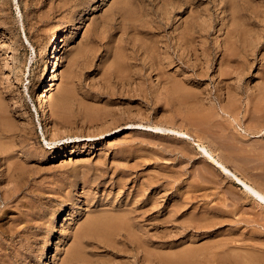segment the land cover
Instances as JSON below:
<instances>
[{
  "label": "rangeland",
  "instance_id": "rangeland-1",
  "mask_svg": "<svg viewBox=\"0 0 264 264\" xmlns=\"http://www.w3.org/2000/svg\"><path fill=\"white\" fill-rule=\"evenodd\" d=\"M263 91L264 0H0V264H264Z\"/></svg>",
  "mask_w": 264,
  "mask_h": 264
},
{
  "label": "bare ground",
  "instance_id": "bare-ground-1",
  "mask_svg": "<svg viewBox=\"0 0 264 264\" xmlns=\"http://www.w3.org/2000/svg\"><path fill=\"white\" fill-rule=\"evenodd\" d=\"M228 3H230V2H228ZM168 4V3H167ZM235 4H236V2H235ZM228 5H230V4H228ZM228 5H227V7H228ZM231 5H232V3H231ZM233 6H234V4H233ZM230 7V6H229ZM233 8H235V7H233ZM238 9L240 8L239 6L237 7ZM236 8V9H237ZM232 9V8H231ZM235 9V10H236ZM230 10V9H229ZM233 10V9H232ZM127 11V10H126ZM125 11V12H126ZM240 11V10H239ZM128 12V11H127ZM231 13V12H230ZM238 13V12H237ZM232 14V13H231ZM235 14H236V12H235ZM124 17V16H123ZM130 17V16H129ZM241 17V16H240ZM234 19H237L238 18V20L240 19V20H242L241 18H239V16L238 17H233ZM123 19V18H122ZM128 19H130L131 20V18H128ZM127 20V19H126ZM240 20H239V22H240ZM131 21H134V20H131ZM243 21V20H242ZM236 22H237V20H236ZM127 23V22H126ZM233 23V22H232ZM242 23V22H241ZM244 23V22H243ZM142 24V23H141ZM245 24V23H244ZM237 25V24H236ZM131 26V25H130ZM190 26V25H189ZM244 25H242V27H243ZM134 27V26H133ZM240 28V27H239ZM142 29V28H141ZM66 27H62V28H60V29H57L56 30V32L54 33V35H52V38L50 39V49H49V51H47L45 54H46V56L44 57V59H43V61H41L42 63H41V65H40V68H39V70H37L38 71V78H39V80H37V81H40V88L42 89L38 94H37V97H36V99H35V103H36V107H38V109L40 110V112H42V115H44V117L46 118V120H47V122H48V124H50V126L52 127V128H55L54 127V123H56L55 122V120L57 119H55V120H50V118L48 117V111H46V106H45V103L46 102H53L54 101V98L55 97H57L58 96V92H53V89H51V87L53 86V84H52V79H50L49 77V72H52V73H54L55 71H54V69L55 68H58V62H59V56H58V48H59V45H60V43H59V41H60V36L61 35H63L65 32H66ZM233 30V29H232ZM232 30H231V32H232ZM147 31V30H146ZM185 31V30H184ZM191 31V30H190ZM189 31V32H190ZM147 33H149V32H147ZM230 34V33H229ZM182 37L184 38V35H182ZM195 39V38H194ZM185 40H187V38H185ZM192 41H193V39H191ZM179 41V40H178ZM188 41H189V38H188ZM156 42V41H155ZM154 42V43H155ZM153 43V42H152ZM153 43V44H154ZM158 43V42H157ZM185 43H186V41H185ZM227 43V42H226ZM180 44V43H179ZM182 44H183V42H182ZM249 44H251V42L249 41ZM147 45H149V44H147ZM156 45V44H155ZM167 45V44H166ZM230 45V44H229ZM236 45V44H235ZM150 46V45H149ZM154 46V45H153ZM153 46H152V48L151 49H153ZM183 46V45H182ZM193 46V45H192ZM225 46V45H224ZM227 46V45H226ZM233 46V45H232ZM232 46H230V47H232ZM165 47V46H164ZM185 47V46H184ZM229 47V46H228ZM155 48V47H154ZM157 48V47H156ZM161 48V47H160ZM169 48V47H168ZM163 49V48H162ZM190 49V48H189ZM224 49V48H223ZM155 50L156 49H154L153 51L155 52ZM165 50H163V52H164ZM225 51V50H224ZM223 51V52H224ZM235 52L237 51V50H234ZM233 51V52H234ZM153 52V53H154ZM165 52H167V51H165ZM187 52V51H186ZM234 52V53H235ZM238 52V51H237ZM159 53V52H158ZM181 53V52H180ZM188 53V52H187ZM225 53V52H224ZM223 53V54H224ZM147 54H149V53H147ZM162 54V53H161ZM229 54V53H228ZM154 55V54H153ZM159 55V54H158ZM233 55V54H232ZM231 55V56H232ZM184 56V55H183ZM226 56V55H225ZM228 56V55H227ZM230 56V55H229ZM238 56V55H237ZM189 57V56H188ZM154 58V57H153ZM159 58V57H158ZM230 58V57H229ZM249 58V57H248ZM251 58V57H250ZM120 59V58H119ZM122 59H123V57H122ZM147 59V58H146ZM151 59V58H150ZM42 60V59H41ZM121 60V59H120ZM155 60V59H154ZM157 60H159V59H156V62H157ZM153 61V60H152ZM121 62V61H120ZM119 62V63H120ZM124 62V61H123ZM118 63V64H119ZM125 63H126V61H125ZM160 64H161V62H160ZM39 65V64H38ZM120 65V64H119ZM126 65V64H125ZM125 65H123V67L125 66ZM159 65V64H158ZM170 65V64H169ZM160 66H162V65H160ZM118 68H119V66H117ZM120 67H122V66H120ZM125 67H127V65L125 66ZM37 68V67H36ZM226 68V70H228L227 69V67H225ZM235 68V67H234ZM233 68V70H235ZM128 69V68H127ZM221 69H222V67H221ZM240 70H241V66H240V68H239ZM119 71H120V69H118ZM124 70H126V69H124ZM37 71H36V73H37ZM127 71V70H126ZM224 71H225V69H224ZM229 71V70H228ZM223 72V71H221V72H223V73H229V72ZM238 71V70H237ZM243 70H241V72H242ZM120 72H122V69H121V71ZM123 73V72H122ZM238 73V72H237ZM236 73V74H237ZM121 74V73H120ZM235 74V73H234ZM240 74V73H239ZM243 74V73H242ZM51 75V74H50ZM225 75V74H224ZM227 75V74H226ZM229 75H230V73H229ZM238 75V74H237ZM222 76V75H221ZM234 76V75H233ZM241 76V75H240ZM52 77H53V74H52ZM37 78V79H38ZM165 78V77H164ZM231 78V77H230ZM233 78V77H232ZM239 78V77H238ZM166 79V78H165ZM165 79H163V80H165ZM169 82V81H168ZM171 84V83H170ZM65 87V86H64ZM176 87V86H175ZM172 88H173V86H172ZM181 89V88H180ZM173 90V89H172ZM174 90H175V88H174ZM177 90H178V88H177ZM65 91V90H64ZM67 91V90H66ZM65 91V92H66ZM171 91V90H170ZM179 91V90H178ZM173 92V91H172ZM175 92V91H174ZM174 92H173V94H174ZM236 92V91H235ZM178 94H179V92H177ZM177 93H175V94H177ZM263 93H264V91H263ZM174 94V95H175ZM177 94V95H178ZM180 94H182V93H180ZM184 94V93H183ZM261 95H262V93H260ZM237 95V94H236ZM62 96V95H61ZM186 96V95H185ZM259 96V95H258ZM175 97V96H174ZM190 97V96H189ZM193 97H195V96H193ZM262 97H264V95L262 96ZM261 97V98H262ZM65 98V97H64ZM177 99V98H176ZM260 99V98H259ZM258 99V100H259ZM262 99H264V98H262ZM188 100V99H187ZM198 100V99H197ZM258 100H256L255 99V101H257L258 102ZM182 101V100H181ZM185 101V100H184ZM199 101V100H198ZM236 101V100H235ZM264 101V100H263ZM263 101H260V102H262L263 103ZM181 104L183 103V102H180ZM187 103V102H186ZM190 103V102H189ZM262 103L260 104V105H262ZM51 104V103H50ZM53 104V103H52ZM185 104V103H184ZM191 104V103H190ZM231 104H233L232 103V101H231ZM230 104V105H231ZM264 104V103H263ZM48 105V104H47ZM179 106H181V105H179ZM185 106V105H184ZM189 106V105H188ZM198 106V105H197ZM200 106H202V105H200ZM255 106V105H254ZM258 106V105H257ZM263 106V105H262ZM261 106V108H263ZM195 107V106H194ZM235 107V106H234ZM55 108H56V110L57 111H61L62 109H64L63 108V106H62V104H56V106H55ZM225 108V107H224ZM223 108V109H224ZM230 108V107H229ZM37 109V108H36ZM223 109H222V111H223ZM50 110V109H49ZM229 110H232V109H229ZM256 110V109H255ZM2 110H1V108H0V112H1ZM199 111V110H198ZM228 111V110H227ZM260 111H262V110H260ZM51 112V111H50ZM62 112V111H61ZM195 112V111H194ZM197 112V111H196ZM231 112V111H230ZM52 113H54V112H52ZM262 113V112H261ZM264 113V112H263ZM2 114V113H1ZM0 114V115H1ZM58 114V113H57ZM62 113H60V115H61ZM209 114V113H208ZM211 114V113H210ZM53 115V114H52ZM67 115V114H66ZM261 115V114H260ZM63 116V115H62ZM209 116V115H208ZM56 117V116H55ZM58 117V116H57ZM201 117V116H200ZM213 117V116H212ZM260 117V116H259ZM258 117V118H259ZM8 118V117H7ZM66 118V117H65ZM87 118V117H86ZM183 118V117H182ZM185 118V117H184ZM186 118H188V117H186ZM209 118V117H208ZM208 118H207V120H208ZM215 118V117H214ZM213 118V119H214ZM51 119H52V117H51ZM59 119H60V116H59ZM61 119H63V118H61ZM60 119V120H61ZM250 119V118H249ZM252 119V118H251ZM256 119V118H255ZM261 120L262 119H264V117H262V118H260ZM7 120V119H6ZM64 120V119H63ZM210 120V119H209ZM212 120V119H211ZM211 120H210V122H211ZM8 121V120H7ZM6 121V122H7ZM184 121V120H183ZM195 121V120H194ZM198 121V120H197ZM263 121V120H262ZM2 122H3V120H2ZM5 122V121H4ZM54 122V123H53ZM253 122H254V120H253ZM252 122V123H253ZM258 122H260L259 120H258ZM183 123V122H182ZM252 123H251V125H252ZM261 123H264V122H261ZM185 124V123H184ZM187 124V123H186ZM205 124H207V123H205ZM254 124V123H253ZM257 124V123H256ZM255 124V126H257ZM183 125V124H182ZM213 125V124H212ZM207 126V125H206ZM217 126V125H216ZM248 126H249V124H248ZM253 126V125H252ZM255 126H254V128H255ZM260 126V125H259ZM4 127V126H3ZM147 127H149V128H151L152 130H156V131H161V132H171V133H175V134H177L181 139H186V138H188L189 136H188V128H187V132H181V131H178V130H173V129H166V128H159L158 126L156 127H153V126H147ZM186 127V126H185ZM191 127V126H190ZM247 127V126H246ZM6 128V127H5ZM4 128V129H5ZM194 128V127H193ZM206 128H208V126L206 127ZM261 128V127H260ZM1 129V128H0ZM211 129V128H210ZM225 129V128H224ZM246 129V128H245ZM249 129V128H248ZM259 129V128H258ZM13 130V129H12ZM191 130H193L192 128H191ZM205 130V129H204ZM208 130H209V128H208ZM254 130H256V129H254ZM261 130V129H260ZM1 131V130H0ZM16 131V130H15ZM194 131V130H193ZM226 131V130H225ZM251 131V130H250ZM252 131H253V129H252ZM251 131V132H252ZM257 131V130H256ZM259 131V130H258ZM7 132V131H6ZM10 132H12V131H10ZM195 132V131H194ZM208 132V131H207ZM224 132V131H223ZM260 132V131H259ZM8 133V132H7ZM200 133V132H199ZM201 133H203V132H201ZM209 133V132H208ZM253 133V132H252ZM254 133H256L255 131H254ZM12 134V133H11ZM14 134H15V132H14ZM198 134V133H197ZM206 134V133H205ZM222 134V133H221ZM7 135V134H6ZM199 135V134H198ZM197 135V136H198ZM229 135V134H228ZM5 136V135H4ZM4 136H3V138H4ZM205 136V135H204ZM204 136L202 137V135H201V138H204ZM214 136V135H213ZM219 136H222V135H220L219 134ZM6 137V136H5ZM16 137V136H15ZM222 137H224V135L222 136ZM221 137V138H222ZM3 138H1L0 140H4ZM207 139H211V138H209V137H206ZM8 139H10V138H8ZM207 139H206V141H207ZM225 139V138H224ZM10 141H11V139H10ZM213 141V140H212ZM217 141V140H216ZM4 142V141H3ZM208 142V141H207ZM214 142V141H213ZM213 142H211L210 141V143H213ZM220 142V141H219ZM9 143V142H8ZM13 143V142H12ZM16 143V142H15ZM215 143V142H214ZM221 143V142H220ZM2 144V143H1ZM226 144V143H225ZM4 145V144H3ZM7 145V144H6ZM203 145V144H202ZM202 145H199V147H200V149H201V151L212 161V163H214V165L217 167V168H219L220 169V171L221 172H223V173H225V175L226 176H228V177H230L234 182H237L238 184H241L242 186H243V188H244V190H245V194L249 197L250 195L252 196V197H254L255 198V200H257V204H261V205H259L260 207H262V208H264V191H262L263 189H258L257 187H254V186H252L251 184H249V183H247L246 181H244V180H242V179H240L235 173H233L230 169H228L225 165H224V163H223V161H219V160H221V159H219L218 160V158L216 159V158H214V156H213V154H212V152H210L209 150H207L204 146H202ZM211 145V144H210ZM214 145V144H213ZM222 145V144H221ZM221 145H215V147L217 146V152H218V146H221ZM9 146H10V144H9ZM225 146H227V145H225ZM225 146H223V147H225ZM258 146V145H257ZM1 147H3V146H1ZM4 148H7V146H4ZM13 148V147H12ZM11 148V149H12ZM213 148H214V146H213ZM11 149H9V150H11ZM214 149H216V148H214ZM220 149L221 148H219V151H220ZM224 149V148H223ZM226 149H227V147H226ZM261 149V148H260ZM214 151V150H213ZM2 152V151H1ZM9 152V151H8ZM12 152V151H11ZM223 152V151H222ZM5 153V152H4ZM10 153V152H9ZM219 153V152H218ZM224 154H225V152H223ZM6 154V153H5ZM220 155H222L221 153H219ZM7 155V154H6ZM6 155H5V157H6ZM225 155H227V154H225ZM224 155V156H225ZM9 155H7V157H8ZM11 156V155H10ZM57 157L58 156H60V153H58L57 155H56ZM223 156V155H222ZM4 157V156H3ZM56 157V158H57ZM227 157V156H226ZM231 157V156H230ZM230 157H229V160L228 161H231L230 160ZM10 158V157H9ZM59 158V157H58ZM6 159V158H5ZM227 159V158H226ZM234 159V158H233ZM249 159V158H248ZM223 160V159H222ZM236 160V159H235ZM224 162L226 163V161L224 160ZM260 166H263V165H260ZM11 168V167H10ZM9 168V169H10ZM12 169V168H11ZM9 171V170H8ZM10 172H11V170H10ZM13 173V172H12ZM263 179V178H262ZM251 180V179H250ZM213 181V180H212ZM211 181V182H212ZM250 182V181H249ZM254 182V181H253ZM253 182H251V183H253ZM257 182V181H256ZM259 183H261V181L259 182ZM258 183V184H259ZM255 184V183H254ZM256 185H257V183H256ZM261 186V185H260ZM259 187V186H258ZM264 187V184H263V186H262V188ZM250 196V197H251ZM124 211V210H123ZM105 213V212H104ZM113 213V212H112ZM119 213H121V212H119ZM106 214V213H105ZM111 214V213H110ZM115 214V213H114ZM118 214V213H117ZM117 214H115V216L117 215ZM108 215V214H107ZM121 215H123V213L121 214ZM100 216V215H99ZM114 216V215H113ZM119 216H120V214H119ZM125 216V215H124ZM127 216V215H126ZM98 217V216H97ZM128 217V216H127ZM101 218H103V217H101ZM110 218V217H109ZM98 219V218H97ZM108 219V218H107ZM111 219V218H110ZM120 219H121V217H120ZM106 220V219H105ZM102 222V221H101ZM124 222V221H123ZM126 222V221H125ZM124 222V223H125ZM89 223H91V222H89ZM97 224H99L98 222H96ZM108 223H109V221H108ZM120 223V222H119ZM103 224V223H102ZM109 224H111V223H109ZM113 224V223H112ZM121 224V223H120ZM120 224H118V225H120ZM127 224V223H126ZM114 225V224H113ZM117 225V226H118ZM121 225H123V224H121ZM55 226V225H54ZM87 226V225H86ZM115 226V225H114ZM130 226H131V224H130ZM96 227V226H95ZM102 227V226H101ZM105 227V226H104ZM122 227V226H121ZM121 227H118V229L117 230H119V228H121ZM90 228H91V224H90ZM94 228V227H93ZM98 228V227H97ZM108 225L106 226V229L108 230ZM111 228V227H110ZM131 228V227H130ZM98 229H100V227L98 228ZM113 229L114 228H112V231H113ZM129 229V228H128ZM134 229V228H133ZM92 230V229H91ZM95 230V229H94ZM110 230V229H109ZM123 230H125V229H123ZM93 231V230H92ZM92 231H90L91 233H92ZM104 231V230H103ZM115 231H116V229H115ZM134 231V230H133ZM99 232V231H98ZM105 232H107V231H105ZM104 232V233H105ZM109 232V231H108ZM86 233V232H85ZM111 233V232H110ZM129 233V232H128ZM93 234V233H92ZM97 234V233H96ZM99 234H100V232H99ZM102 234V233H101ZM106 234V233H105ZM109 235V234H108ZM130 235V234H129ZM102 236V235H101ZM136 236V235H135ZM114 237V236H113ZM133 237V236H132ZM102 238H103V236H102ZM106 238V237H105ZM104 239V238H103ZM131 239V238H130ZM111 241V240H110ZM47 244V243H46ZM52 244L49 242V244H48V248L47 247H45V248H47V249H50L52 246H51ZM139 246V245H138ZM75 249V248H74ZM78 250V249H77ZM77 250H75V252L77 251ZM45 252H46V250H45ZM79 252V251H78ZM77 252V253H78ZM197 252V251H196ZM255 253V252H254ZM257 253V252H256ZM263 253V252H262ZM73 254H74V252H73ZM195 255V254H194ZM187 256V255H186ZM189 256V255H188ZM193 257V256H192ZM254 257V256H253ZM239 258H240V256H239ZM242 258V257H241ZM250 258V257H249ZM257 258H259V257H257ZM261 258H262V256H261ZM224 259V258H223ZM229 259V258H228ZM238 259V258H237ZM253 259L254 258H252V261H253ZM264 259V258H263ZM224 260H227V258L226 259H224ZM245 260V259H244ZM258 260V259H257ZM260 260V259H259ZM229 261H231V260H229ZM233 261H234V259H233ZM258 262V261H257ZM257 262H256V264H257ZM264 262V261H263ZM45 263V262H44ZM230 263V262H229ZM246 264V263H245ZM254 264V263H253ZM259 264V263H258Z\"/></svg>",
  "mask_w": 264,
  "mask_h": 264
}]
</instances>
